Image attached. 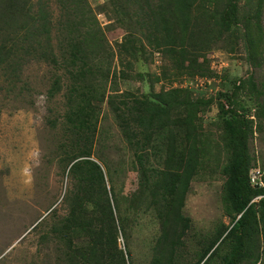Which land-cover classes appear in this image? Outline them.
I'll use <instances>...</instances> for the list:
<instances>
[{
	"label": "trees",
	"instance_id": "1",
	"mask_svg": "<svg viewBox=\"0 0 264 264\" xmlns=\"http://www.w3.org/2000/svg\"><path fill=\"white\" fill-rule=\"evenodd\" d=\"M263 9L264 0H106L97 10L88 0H0V92L13 91L31 62L63 73L53 74L47 92L53 99L65 87L60 124L67 141L58 150L71 183L66 214L41 236L53 247L54 264H133L118 240L127 233L124 215L140 212H152L159 226L148 264H264V163L256 168L260 156L249 148L264 121V81L251 74L227 85L208 61L215 49L233 54L242 45L246 62L260 68ZM115 29L122 33L112 46L107 34ZM155 56L162 58L158 74L138 68ZM196 77L219 78L215 96L194 97L188 83ZM144 80L147 93L119 90L121 81ZM213 103L215 120L204 127ZM109 115L129 168L99 148L120 152L103 132ZM221 159L228 225L196 241L190 263L181 262L190 185L206 162ZM126 169L136 183L129 194L118 185ZM253 170L260 172L255 184Z\"/></svg>",
	"mask_w": 264,
	"mask_h": 264
},
{
	"label": "rangeland",
	"instance_id": "2",
	"mask_svg": "<svg viewBox=\"0 0 264 264\" xmlns=\"http://www.w3.org/2000/svg\"><path fill=\"white\" fill-rule=\"evenodd\" d=\"M88 1L92 9L97 10V6L106 0ZM97 18L101 26L107 24L103 15L98 14ZM261 19L264 28V9ZM121 33L115 29L107 34L112 46L115 39H120ZM208 59L213 73L227 76V85L228 80L246 78L251 74L256 81H264V55L262 66L254 69L246 62L242 45L233 54L215 49ZM161 65L162 58L155 56L149 65L138 68L158 74ZM23 69L22 81L17 85L22 87L19 92L17 87L7 95L0 92V264H54L53 247L43 244L41 236L49 231L52 221L66 214L63 198L71 183L58 150L61 142L67 141L63 138L60 124L64 113L65 87L53 99L48 98L47 92L52 86L53 74L62 76L63 73L41 62H31ZM196 78L188 83L194 97L215 96L219 78L204 77L206 81L200 79L203 77ZM163 84L165 88L171 86V83ZM61 85H64L63 80ZM149 89L146 80L121 81L119 84L120 92L147 93ZM159 89L160 85L154 87L155 91ZM240 98L245 97L242 94ZM106 107L104 105L103 110ZM216 110L213 103L210 112L203 116L204 127L215 120ZM52 120H58L55 127L49 124ZM102 127L107 140L119 143L120 152L116 153L113 148L105 150L103 145L99 148L116 162L115 166L121 156L125 167L129 168L127 149L122 151L125 144L120 141L110 115L102 121ZM249 143L250 151L260 156L256 166L260 169L262 161L264 163V121L261 131H255ZM222 162V159L215 163L206 162L201 174L190 185L183 212L191 222L184 235V246L179 249L181 262L190 263L193 250L197 249L196 241L214 233L221 222L228 225L229 218L224 215L220 203L223 177L219 165ZM129 171L126 169V176L118 181V185L123 187V194H129L136 188L134 175L127 177ZM124 218L128 228L125 240L119 237V247L124 249L125 245L128 248L133 264H148L153 255L154 239L159 232L153 213H126ZM36 224L37 228L33 229Z\"/></svg>",
	"mask_w": 264,
	"mask_h": 264
},
{
	"label": "built area",
	"instance_id": "3",
	"mask_svg": "<svg viewBox=\"0 0 264 264\" xmlns=\"http://www.w3.org/2000/svg\"><path fill=\"white\" fill-rule=\"evenodd\" d=\"M200 79H204L205 81L207 80L205 78H200ZM259 176H260L259 170H253V171H251V173H250V178H251L250 181H251V183L252 184H255L256 183V179H258ZM259 185L262 186V183L260 182Z\"/></svg>",
	"mask_w": 264,
	"mask_h": 264
},
{
	"label": "clouds",
	"instance_id": "4",
	"mask_svg": "<svg viewBox=\"0 0 264 264\" xmlns=\"http://www.w3.org/2000/svg\"><path fill=\"white\" fill-rule=\"evenodd\" d=\"M260 199V197H257L254 201H257V200H259Z\"/></svg>",
	"mask_w": 264,
	"mask_h": 264
}]
</instances>
